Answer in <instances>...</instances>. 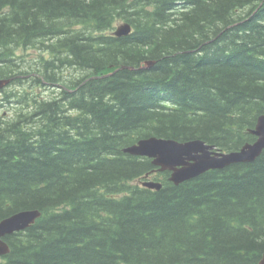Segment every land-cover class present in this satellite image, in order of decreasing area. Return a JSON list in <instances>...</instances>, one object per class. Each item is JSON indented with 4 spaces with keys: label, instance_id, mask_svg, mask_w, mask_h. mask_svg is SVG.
<instances>
[{
    "label": "trees",
    "instance_id": "trees-1",
    "mask_svg": "<svg viewBox=\"0 0 264 264\" xmlns=\"http://www.w3.org/2000/svg\"><path fill=\"white\" fill-rule=\"evenodd\" d=\"M121 22L133 31L118 38ZM21 49L42 53L32 71ZM0 80L35 93L0 120V222L42 213L5 238L0 264H260L264 151L174 185L124 149L255 142L264 0H0ZM47 84L72 90L48 99ZM146 175L162 189L142 187Z\"/></svg>",
    "mask_w": 264,
    "mask_h": 264
},
{
    "label": "water",
    "instance_id": "water-1",
    "mask_svg": "<svg viewBox=\"0 0 264 264\" xmlns=\"http://www.w3.org/2000/svg\"><path fill=\"white\" fill-rule=\"evenodd\" d=\"M132 33L128 23L119 25L113 34L126 37ZM146 69L154 66L152 62L145 63ZM11 81L0 80V89ZM250 133L257 137L254 143L246 144L241 150L224 153L201 140L178 142L171 139L151 137L139 140L126 148L124 152L131 156L152 159L154 166L160 171H170V181L179 185L185 181L199 177L210 170H223L231 165L254 162L264 151V115L261 116L255 129ZM142 185L152 190H161L162 185L153 181H145ZM41 216L38 210L21 211L0 222V256L10 252V247L4 240L7 236L30 228ZM264 264V255L260 262Z\"/></svg>",
    "mask_w": 264,
    "mask_h": 264
},
{
    "label": "rangeland",
    "instance_id": "rangeland-1",
    "mask_svg": "<svg viewBox=\"0 0 264 264\" xmlns=\"http://www.w3.org/2000/svg\"><path fill=\"white\" fill-rule=\"evenodd\" d=\"M18 54L24 58L23 63H27L29 66H32V67H29V69H28L27 64H24L25 65L24 70H30V71H32L34 69L33 66H34L35 62H38V63L40 62V58H41L40 55H42V53H40L36 49H30V50H22L21 49L18 51ZM64 74L67 77H71L72 79L75 77L79 78L81 76V74L79 72L77 73L73 70H70L69 72H64ZM82 76H84V73L82 74ZM5 87L6 88L4 89V91H7L6 95L11 94L12 98L10 99V101L4 102L5 101V94L2 93L0 95V104L2 105V108L0 109V118H3V119L5 118V120L8 121V120L14 119L17 116V113L20 109V106L16 105V101H18V96L24 94L26 90L31 91V94H30L31 96H33L35 93H34V90L30 89V85L28 83H24L23 81L19 82V83H14V84L9 83ZM37 92L40 95H43L44 97H46L48 99L54 93H58L56 90H52V89H48V88L42 89V93L39 90H37ZM1 101L4 103H1ZM0 261H1V259H0Z\"/></svg>",
    "mask_w": 264,
    "mask_h": 264
},
{
    "label": "bare ground",
    "instance_id": "bare-ground-1",
    "mask_svg": "<svg viewBox=\"0 0 264 264\" xmlns=\"http://www.w3.org/2000/svg\"><path fill=\"white\" fill-rule=\"evenodd\" d=\"M129 24V23H128ZM132 24V23H131ZM130 35V34H129ZM118 38H121V37H118ZM85 76V75H84ZM84 76H82V77H84ZM81 77V76H80ZM43 88H39V91H41V93H42V89H45V88H48V89H52V90H56L58 93H54L52 96H50L49 98H53V97H57V96H59L60 94H62V91H64V90H66V91H71L72 89H70V88H68V87H66V86H64V85H62V84H55V85H51V84H47V85H45V86H42ZM51 87V88H50ZM37 91V90H36ZM14 95V94H13ZM8 97H9V100L12 98V96H11V94H8ZM16 105L17 106H20V109H19V111H18V113L22 110V108H23V105L21 106V104H20V102H19V98H18V101H16ZM2 108V105L0 104V109ZM17 113V114H18ZM264 114H262V115H260L259 116V118L261 117V116H263ZM5 120V118L3 119V118H0V120ZM257 125V124H256ZM158 138V137H157ZM147 139V138H146ZM164 139V138H163ZM172 140V139H171ZM192 141V140H191ZM202 141V140H201ZM179 142V141H178ZM188 142V141H187ZM206 143V142H205ZM210 145V144H209ZM130 147V146H129ZM128 148V147H127ZM125 150V149H124ZM129 155V154H128ZM136 157V156H135ZM257 160V159H256ZM255 160V161H256ZM230 167V166H229ZM209 172V171H208ZM197 178V177H196ZM170 181V180H169ZM171 182V181H170ZM173 183V182H172ZM174 184V183H173ZM162 189V188H161ZM25 211H30V210H25ZM19 213V212H18ZM41 215H42V213H41ZM41 217V216H40ZM39 217V218H40ZM38 218V219H39ZM36 223V222H35ZM34 225V224H33ZM29 229V228H28ZM26 231V230H25ZM5 240V239H4ZM7 243V242H6ZM3 256H1L0 258H2ZM262 260V259H261Z\"/></svg>",
    "mask_w": 264,
    "mask_h": 264
}]
</instances>
